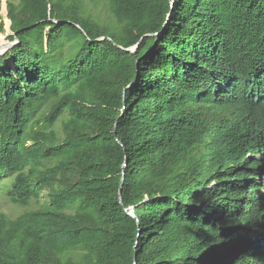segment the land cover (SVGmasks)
Here are the masks:
<instances>
[{
  "label": "trees",
  "instance_id": "obj_1",
  "mask_svg": "<svg viewBox=\"0 0 264 264\" xmlns=\"http://www.w3.org/2000/svg\"><path fill=\"white\" fill-rule=\"evenodd\" d=\"M92 1L7 0L0 264H264V0Z\"/></svg>",
  "mask_w": 264,
  "mask_h": 264
},
{
  "label": "rangeland",
  "instance_id": "obj_2",
  "mask_svg": "<svg viewBox=\"0 0 264 264\" xmlns=\"http://www.w3.org/2000/svg\"><path fill=\"white\" fill-rule=\"evenodd\" d=\"M14 2H19V0H13ZM90 7L96 12L97 11V3L93 2L92 0H86ZM100 1V0H97ZM101 5L104 3V1H100ZM2 5H3V11L2 13L4 14V19H3V27H4V32H1L0 35H3L7 43H11L8 40V37L13 35L10 30V25L11 22L9 19H7L6 15V5H7V0H2ZM1 43V41H0ZM0 209L1 211L5 212L9 217L11 218H16L20 214H22L26 209L25 207H20L16 206L12 203L9 202V200L6 198L5 195H0Z\"/></svg>",
  "mask_w": 264,
  "mask_h": 264
},
{
  "label": "water",
  "instance_id": "obj_3",
  "mask_svg": "<svg viewBox=\"0 0 264 264\" xmlns=\"http://www.w3.org/2000/svg\"><path fill=\"white\" fill-rule=\"evenodd\" d=\"M171 3H172V5H174V1L173 0H171ZM147 36H151V35H147ZM154 36H156V34ZM17 43H18V40H16L15 42H11V43H7L6 42L5 45H3L2 43H0V56L3 55L4 53H6L10 48H12ZM138 46H139V44H137L136 46L132 47L131 49H127V51H130V52L134 53L137 50ZM3 47L5 48V50L1 51V49ZM115 133H116V128H115ZM126 166H127V163H124V165H123V174H124V170H125ZM123 183H124V178L122 179L121 186H120V192H119V194H120V203L122 205H123V200H122L121 194H122V186H123ZM128 215L134 217L133 212L132 213H128Z\"/></svg>",
  "mask_w": 264,
  "mask_h": 264
},
{
  "label": "bare ground",
  "instance_id": "obj_4",
  "mask_svg": "<svg viewBox=\"0 0 264 264\" xmlns=\"http://www.w3.org/2000/svg\"><path fill=\"white\" fill-rule=\"evenodd\" d=\"M5 48L3 47L2 49H1V51H3Z\"/></svg>",
  "mask_w": 264,
  "mask_h": 264
},
{
  "label": "clouds",
  "instance_id": "obj_5",
  "mask_svg": "<svg viewBox=\"0 0 264 264\" xmlns=\"http://www.w3.org/2000/svg\"><path fill=\"white\" fill-rule=\"evenodd\" d=\"M11 22V21H10ZM12 24V23H11ZM11 27V26H10ZM134 215V214H133ZM133 217V216H132ZM135 217V216H134Z\"/></svg>",
  "mask_w": 264,
  "mask_h": 264
}]
</instances>
